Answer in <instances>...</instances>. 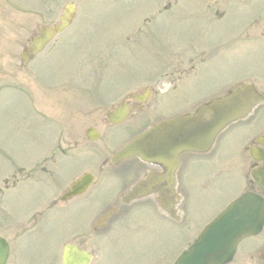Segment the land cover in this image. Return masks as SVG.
<instances>
[{
	"label": "rangeland",
	"instance_id": "rangeland-1",
	"mask_svg": "<svg viewBox=\"0 0 264 264\" xmlns=\"http://www.w3.org/2000/svg\"><path fill=\"white\" fill-rule=\"evenodd\" d=\"M15 1L29 5L33 2V0H0V73H3V70L4 72H7V70L10 71V68L14 64L21 63L18 59L19 49L33 33V26L39 22H53L57 17L55 15H57L58 9L65 2H72L83 7L78 14V18L69 27L71 29V35L69 36L79 37L84 40L95 38V43L80 47L78 45L71 47L69 44H66L53 59L48 61L38 59L32 64V67L41 65H44V67L49 66L47 70L43 71L44 75L47 76L45 80L46 88L48 84L53 86L54 83L65 80L67 76L77 69L79 70L84 63L85 54L89 50L101 49L102 45L99 41L116 39L132 30L134 25L140 23L144 17V7L147 4H153L155 0H105L90 3H87L89 0H41L35 2L33 7L42 6L44 3L52 4L51 14L43 16L41 19L19 13L14 9V6H18L14 3ZM36 10L40 11L41 9L38 8ZM170 15L165 14L158 21H168ZM161 31L167 34L164 36L175 38L177 27L173 25V28L169 30L166 23L161 28ZM164 36L160 35V38ZM72 37L70 39H73ZM144 37L146 36L144 35ZM79 38L76 41H79ZM68 41L69 39L66 36L65 42L67 43ZM76 41H71V44H76ZM131 42L133 51L128 50L129 53L133 52L130 56V61L134 59L136 64L137 62L141 63V61H144V53L142 50L143 41L131 40ZM109 47L108 45L106 46V48ZM157 60V58H148L149 62H156ZM239 65L240 62L238 61L232 62L226 67L228 85L241 80L242 71L239 69ZM65 69L70 70L65 73ZM116 69L117 66L112 67V70ZM139 73L140 71L134 72V74ZM113 75L120 76L122 73ZM130 79V77H127L124 85H129L131 83ZM118 81L113 82L118 83ZM117 83L113 85H117L119 89L121 85ZM8 91L13 92L10 89ZM2 92L4 94V91ZM206 92L205 88L200 89L191 86L178 88L175 92L170 90V92H166L160 96L157 103L158 107L153 114L157 116L181 114V112L194 104V101L204 98V93ZM101 96L102 98L98 104L106 107L111 101L105 99V93ZM77 101L78 98L75 99L77 106L90 110L88 103L82 100ZM29 102L30 100H27V98H17L15 101L11 99L9 100L7 109L2 111L0 108V149L7 150L5 151L7 153L11 152L12 158L20 163L34 161L38 154L39 143H47L51 139L56 138L59 135L58 129L66 131L64 121L54 122L39 117V115L34 113ZM23 105L29 108L24 109ZM26 115L29 118L26 119ZM150 118L152 119L153 116L150 115L149 121ZM130 122L126 125L107 127L101 142H96L90 148L82 147L77 149L71 163L74 166L71 169H66L67 176L65 173L64 176H59L60 183L58 184L57 182V185H63L68 182L67 177L71 178L77 175L83 168L91 169L96 167L102 157L121 147L144 126V121ZM263 122L264 119L257 118L237 124L234 128L232 127L225 138V152L222 151L219 154V158H226V153L234 155L233 157L235 159L238 158L245 144L255 137L257 133L255 129L257 127L260 129ZM25 130L30 135L20 134L26 133L24 132ZM8 164L6 158L0 153V173L4 168L9 167ZM211 165L215 171L207 181L203 182L204 180L200 179L197 175L193 179L192 191L189 186L190 194H188L189 196L186 202L182 205L186 213V218L182 224L173 225L162 218L155 217L154 214H151V211L149 213L144 212V220L133 230V234L140 233L136 237L129 233H122L118 236H112L108 242L105 240L106 238L97 240L98 248L107 249V252L103 255L104 264H118L123 258L132 259L138 264H170L174 257L195 238L201 227L238 194L243 183L241 172L237 168L236 170L233 169L218 173L219 164L216 166L214 161H212ZM182 184L187 188L184 181ZM108 188L109 182L105 184V187L101 184L93 189L87 197L76 198L67 206H58L55 210L46 209V203L43 202V191H45L43 187L37 188L31 186L28 191L23 188L20 194L16 196V199H5L4 203L9 201L12 204L11 211L7 212H11L14 218L27 216L28 212L32 209L45 211L47 218V222L42 225L41 241L39 243H32L28 240L27 244L13 247V255H17L19 258L18 264H43L56 250L54 243L47 245L48 235L53 236V232L59 225V219L56 220L55 225H51L50 223L54 214L62 213L65 215L66 221L64 229L69 232L79 219L92 217L108 202L109 198L104 195L108 192ZM13 205H15V208Z\"/></svg>",
	"mask_w": 264,
	"mask_h": 264
},
{
	"label": "flooded vegetation",
	"instance_id": "flooded-vegetation-1",
	"mask_svg": "<svg viewBox=\"0 0 264 264\" xmlns=\"http://www.w3.org/2000/svg\"><path fill=\"white\" fill-rule=\"evenodd\" d=\"M260 5L261 0H162L157 2L152 9L147 10V17L144 18L143 22L147 34L151 35L153 40L157 42L160 40L158 43V47H160L157 51V56L161 58L158 60L160 67L171 72L162 78L168 79L173 86L183 82L196 85L223 86L227 83L226 78L223 76L216 78L215 76L217 73L226 72L228 58L234 59L240 62L239 69H241L242 75L255 86L262 96L264 105V26H262L260 16L262 13ZM165 14H171L169 20L172 22L169 20L158 21ZM166 23L169 30L172 29L171 24L177 27L175 38L164 36L167 34L159 32ZM160 35L164 37L160 38ZM143 84L144 88L139 93L141 95L132 98L133 103L129 104L132 111L131 116L143 117L149 111V107H145L143 95L144 89L149 86L147 81ZM60 151L62 154H66V151ZM102 163L106 166H101L98 169L109 172L111 168V172L120 175L126 173L128 175L131 168L124 161L115 165L110 160H105ZM50 171L45 174L52 176L53 173ZM15 172V168L11 169L0 180V237L10 236L9 246L18 240L22 232L28 231L34 235L36 227V220L32 218L31 223L34 224L28 230H22L17 219L8 217L9 212L7 211H11L12 204L9 201L4 203V200L16 199V196L20 194V183L17 181L16 173L19 174V177L37 180V175L33 171L24 173L19 170ZM112 183V188L117 189L111 194L113 196V198L110 197L112 202L114 200H127L125 195L132 182L128 183L122 178ZM130 211L131 209L114 208L112 212L117 215L109 225V229L119 225L129 215ZM56 217L62 221L60 226L62 229L61 238H65L66 234L71 232V237L65 238L66 242H71L80 248L88 244L84 235L82 219L79 220L77 226L75 224L72 227L71 231L66 232L64 229L65 215L61 214ZM99 226H101L100 220L97 225H93V230ZM55 239L51 242L48 241V243L53 244L60 241L59 236H56ZM258 253L259 251L254 256L249 251L243 255L252 261L255 258L257 262L253 264H264L261 262L264 261V253ZM52 260L48 258L44 264H51ZM13 264H17L15 260Z\"/></svg>",
	"mask_w": 264,
	"mask_h": 264
},
{
	"label": "water",
	"instance_id": "water-1",
	"mask_svg": "<svg viewBox=\"0 0 264 264\" xmlns=\"http://www.w3.org/2000/svg\"><path fill=\"white\" fill-rule=\"evenodd\" d=\"M57 29L56 31H59ZM239 91L230 97L212 103L195 117H184L171 124L157 125L130 143L122 152L124 157L136 155L144 160L161 161L165 165L175 164V158L182 151H199L211 141L213 135L233 118L246 104L229 107L237 103ZM222 110V112H221ZM120 122V118L112 123ZM262 175L264 176V170ZM250 200V201H249ZM235 204L222 213L203 231L194 246L184 253L178 262L187 264H223L235 243L242 237L254 233L262 210L256 199ZM260 225V223H259ZM258 225V227H259Z\"/></svg>",
	"mask_w": 264,
	"mask_h": 264
}]
</instances>
